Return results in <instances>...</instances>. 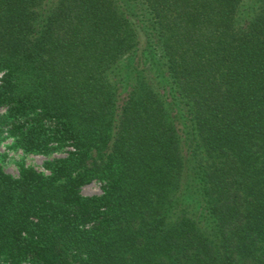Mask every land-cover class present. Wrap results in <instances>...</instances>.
<instances>
[{"label": "trees", "instance_id": "1", "mask_svg": "<svg viewBox=\"0 0 264 264\" xmlns=\"http://www.w3.org/2000/svg\"><path fill=\"white\" fill-rule=\"evenodd\" d=\"M0 74L72 147L0 163V264H264V0H0Z\"/></svg>", "mask_w": 264, "mask_h": 264}, {"label": "rangeland", "instance_id": "2", "mask_svg": "<svg viewBox=\"0 0 264 264\" xmlns=\"http://www.w3.org/2000/svg\"><path fill=\"white\" fill-rule=\"evenodd\" d=\"M6 112L7 109L3 108L0 110V115L5 114ZM11 129L12 125H7L4 127L2 133L3 138L0 143V163L8 173L15 177L19 176L22 166L33 167L40 172L48 174L49 171L46 169L45 163L49 160L64 157L70 150H72V147L68 144L59 146L58 143H55L47 154L25 151L17 145L16 138L12 135ZM101 192L102 186L98 181H93L82 188V193L84 195L100 194Z\"/></svg>", "mask_w": 264, "mask_h": 264}]
</instances>
